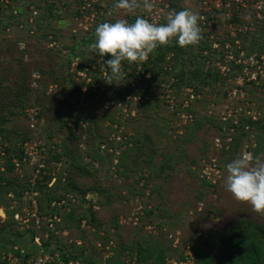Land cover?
Masks as SVG:
<instances>
[{
	"label": "rangeland",
	"instance_id": "obj_1",
	"mask_svg": "<svg viewBox=\"0 0 264 264\" xmlns=\"http://www.w3.org/2000/svg\"><path fill=\"white\" fill-rule=\"evenodd\" d=\"M53 1V11L48 14L43 12L44 0H0L1 15L10 17L11 8L7 6H13L15 2L21 6L22 12L27 2H31L29 10L32 11L31 17L24 23H18L19 19L11 21L0 17V88H8L11 77L18 78L24 74L31 89L22 114L8 116L7 128L26 135L29 143L25 150L26 160L17 161V150H12L16 149L14 145L16 142L18 145L20 136L12 134L10 152H5V157L0 159L3 165L1 169L4 168L5 176L11 181V192L5 198L7 207L5 204L0 207V227L6 220L7 210H17L18 219H23L26 212L32 209L30 201L33 202L35 195L24 193L27 190L24 189L25 182L41 181L46 175L50 177L47 183H35L36 186L42 185L44 189L45 185L49 193L57 196L63 192V186L70 178L77 188L86 191V195L67 194L65 204L58 209L61 220L54 224L53 235L44 228L36 232L40 242L49 239L48 250L68 247L75 242L83 251V256L101 264L113 256H117L121 263L133 264L135 254L132 247L138 244L149 249L156 243V247L162 248L167 255L165 262L169 259L179 261L185 246L214 256L222 236L233 227L250 222L264 228V212H257L247 202L236 200L224 188L227 175L225 165L233 158L243 153L252 155L255 148L253 157L264 159L263 127L259 126L257 130L255 126L252 129L250 126L248 135L240 138L243 143L239 140L238 147L233 149L230 146L226 154L215 151L211 143L217 134V114L230 106L223 92L231 86L232 80L222 78V82L210 83L209 87L194 82L191 86L184 85L190 79L186 54L175 61V51L172 49L162 61L153 60L154 64L150 61L151 55L158 52V47L142 62L145 69H149L151 79L142 82L145 87L140 101L127 104L128 88L139 63L123 62L122 68L127 66L126 70L123 68L124 78L108 83V73L101 67L108 57L96 55L92 47L94 29L105 20L124 17L131 22L135 15L144 16L147 12L141 6L133 14L114 10V14L108 16L106 13L114 0ZM197 1L153 0V3L157 8L168 11L187 8L196 12ZM142 2L140 0L141 5ZM220 3L212 38H202L211 48L206 55V63L215 69L217 62V66L223 63L228 49L235 52V46H240L248 56L264 51V26L254 13V0L241 4L234 0H220ZM85 26L87 30H84ZM214 43L217 48H213ZM225 44H228V48ZM70 47H74L71 55ZM168 64L173 67L169 72L152 77L151 70L169 67ZM104 71L105 74H102ZM176 73L183 80L176 78L172 85L165 84L166 75L175 76ZM262 80L264 83V78ZM33 81L36 87L31 86ZM192 86L198 87L200 92L199 97L189 100V109L191 106L195 108V119L193 123H183L176 112L181 111L179 102L186 99L185 89L195 90ZM257 87L261 91L255 90L254 85L246 88L248 98L253 103L252 112L257 110L261 114L256 122L264 114V91L262 87ZM170 93L176 100L175 111H171L164 102V94ZM120 94H123L121 99L118 98ZM150 98L151 106L142 109L140 104ZM64 99L72 105L73 110L61 105L57 120L52 117V112ZM211 110L214 121H206L205 114ZM72 111L75 117L78 116L76 125L63 121L66 113L73 114ZM121 136L126 142L134 137V148L131 144L123 143ZM96 150L100 159L91 161ZM7 156H12L11 171H6L4 166ZM144 156L152 157L147 168L143 162ZM74 157L78 164L85 167L86 173L78 175L71 164ZM208 157L217 158L220 169V177L214 185L212 182L203 184L197 171L200 161ZM163 162L165 169L159 174ZM39 165L44 167L42 171ZM148 174L147 184L143 183V186L140 181L145 182ZM57 182L58 186L55 187ZM99 189L103 192L99 193ZM36 190L33 192L37 194ZM69 202L70 207L74 208L75 218L80 214L85 215L86 222L82 221L80 226L66 215L71 209ZM90 214L93 220H90ZM18 219L14 218L17 224L11 227L15 234L30 229L24 227L25 223L20 224ZM27 227H30L28 223ZM9 236L0 233L1 248L6 246L5 241L12 238ZM20 239L22 248L33 250L34 242L27 232ZM172 241H177L178 247L172 248ZM78 251L70 250L73 254ZM78 263L82 264V261Z\"/></svg>",
	"mask_w": 264,
	"mask_h": 264
},
{
	"label": "trees",
	"instance_id": "obj_2",
	"mask_svg": "<svg viewBox=\"0 0 264 264\" xmlns=\"http://www.w3.org/2000/svg\"><path fill=\"white\" fill-rule=\"evenodd\" d=\"M12 1V0H11ZM47 0H44V8H43V12L44 13H48L51 14L53 11V7H54V1L52 2ZM31 2H27V6L26 9L22 12V8L21 6L17 5L16 2L14 3L13 6H11V4H8L7 7L11 8L10 13V17L8 15H1L0 13V17H3L6 20H11L13 21L14 19H19L18 23H24L27 22V20L31 17L32 15V11L29 10V5ZM37 8H41L40 5H36ZM35 7V6H34ZM28 8V10H27ZM0 9H2V7L0 6ZM1 12V10H0ZM35 12V11H33ZM40 18V17H39ZM37 25H39L37 23ZM30 28V26H29ZM30 29H28L27 31H29ZM31 31V30H30ZM206 42H203V40H201L199 42V44L195 45V46H188V47H179L175 42L169 44V46H161L158 49V52L155 53V55H151V62H153L155 64V59L162 61L164 59V56L168 53V51L172 50L175 51V61L178 59V57H180L182 54H186L187 56V62L190 66L189 68V76L190 79L189 81L185 82L184 85L188 84V85H194L192 84L193 82L196 84H201L203 87H209L211 84L210 83H214V82H222L221 80H223L219 75H218V71L213 68V66H210L206 63L207 60V56L209 54V50L211 49L210 46L206 45ZM72 51H74V47H70L69 49V53L71 55ZM205 55H204V53ZM211 52V51H210ZM153 56H155L153 58ZM108 57V56H107ZM109 58V57H108ZM199 58V59H198ZM201 58V59H200ZM69 59V58H68ZM154 60V61H153ZM183 60V59H182ZM200 61V62H199ZM69 62L67 63V65H69ZM197 62V64H196ZM171 68L172 67V64ZM205 65H208L205 67ZM127 66H124V70H126ZM154 67V66H153ZM24 67H23V72H24ZM159 69V70H158ZM160 68H157V70L154 71L151 70L152 73V77L155 76L158 71H160ZM170 76H174L171 75ZM175 78L177 79H181L183 80L182 76L179 73H176ZM179 77V78H178ZM166 78L167 75H166ZM151 79V78H150ZM150 79L146 80L149 81ZM10 86H8V88H0V144L3 147L4 151L7 153L10 152V147L9 144H11V139L13 136H20L19 139V143L17 145V142L15 143V148L12 151L17 150L16 156L18 159L21 158V149L19 147L20 144H22L23 142L27 141L26 139V135L24 134H20L19 131L14 130V129H8L6 126L8 124V116L10 115H19L22 114L23 110H24V104L27 101V98L29 97L30 91L31 89L29 88V83L27 82V78L23 76L21 77H11L9 80ZM1 87V86H0ZM195 90V94H199V90L198 87L196 86H192ZM256 87V86H255ZM263 91H264V84L262 86ZM110 90L112 88H109ZM198 90V91H197ZM257 91H261L258 87H256ZM264 93V92H263ZM223 95L225 96V91L223 92ZM123 96V94L119 95V99H121V97ZM109 98V94L107 96ZM147 98V96L145 97ZM106 99V97L104 98ZM150 99H145V102H143L142 104H140L142 106V109H145L147 107L151 106V102ZM155 101H157V99H154ZM131 102H129L128 104H130ZM153 104V103H152ZM61 105H65V108L67 110H69L70 108L73 110V107L70 103H68L67 99L62 100L60 103H58V105L56 106V108H54V111L52 112V117L57 119L59 118L60 114H59V108ZM140 106V107H141ZM155 106V105H154ZM149 110V108H148ZM190 113L193 114V120L195 119V108L194 106H191V108L188 110ZM73 114H71V112H67L66 116L64 117V122L65 123H72L73 125L77 124V118L78 116H74V111H72ZM112 116V114H110ZM205 118L206 121H214V116L212 114H209L206 112L205 114ZM83 120H86V118H82ZM260 119V118H259ZM52 121L54 122V119H52ZM249 122V125L251 126V129L255 126V128L261 126L264 129V114L261 117V120L254 123V122ZM69 123V124H70ZM190 123V124H191ZM216 132H219V125H216ZM69 133L72 134L71 132V128H68ZM29 131V130H28ZM15 133V134H14ZM12 134H14L12 136ZM11 135V136H10ZM243 135H248V134H241V135H237L232 143V147L233 149H236V147H238V142L240 140V138L243 137ZM121 138L123 139L122 142L125 144H131L132 148L133 145H135L136 141H134V137L133 138H129L128 142L125 141L124 137L121 136ZM120 138V139H121ZM244 139V137H243ZM147 140L149 141L150 138L147 137ZM241 141V140H240ZM243 141V140H242ZM241 141V142H242ZM243 143V142H242ZM12 145V144H11ZM231 147V148H232ZM232 149V150H233ZM255 148L252 150L253 151V156L254 152H255ZM227 151H222L221 154H226ZM98 153L97 150L94 152L93 156L91 157V161H95V160H99L100 158L98 157ZM7 156V160H6V165L4 164L6 171H11L12 169V165H11V157ZM148 159V160H147ZM150 160H152L151 156H144V165L145 168H147V166H149L150 164ZM118 161V160H117ZM71 164L77 169L78 171V175H81L82 173H86L87 171L85 170V167L83 165L78 164L77 158L74 157V159L71 161ZM111 164V163H110ZM109 164V168L111 169V165ZM119 162L117 163V166H119ZM164 162L162 163V165L160 166V170H159V174H162V172L164 171ZM198 171V170H197ZM6 173V172H5ZM5 173L3 171H0V207H4L3 204H5V207H7L6 202H5V198L7 197V194L9 193V191L11 192V190H9L10 188V184L11 181L9 178H7V176H5ZM127 178V175H125ZM130 177V176H129ZM149 178V174L148 177L145 179V182H143L145 185L147 184V180ZM50 179V177L48 176H43L41 181H37L35 183H47L46 181H48ZM143 180H141L140 182H142ZM137 182V180H136ZM202 183L207 185L208 183H206L205 181L202 180ZM26 186L24 189H32L31 184L26 180L25 182ZM143 184V186H144ZM58 186V182L56 183L55 187ZM34 189H37V194L35 195V200H36V206H37V214L40 217H45V216H52L53 214L59 216V219L61 217V215L58 213V209L60 207H56L55 205H51L52 201H58L61 200L62 198L67 200V194L69 193H80L83 197H85L86 195V191L81 190L80 188H77L76 184L74 183L73 180H70V178H67V183L63 186V192L60 193L59 195H54L53 193H49V191L46 190V186L44 185V189L42 185H34ZM37 187V188H36ZM22 191V190H21ZM99 193H102L103 190L99 189L98 191ZM138 192H142L141 190H139ZM21 194V192H20ZM65 196V197H64ZM16 197V196H15ZM71 203L69 202L68 207H70ZM62 208V205H61ZM71 208V207H70ZM68 213L66 215H68V217L71 220H76V225L80 226V223L82 221H85V215L80 214L77 218H75V213H74V208L68 209ZM18 213L17 210H10V211H6V220L4 221V224L0 227V233H4L5 236H9L11 239L5 241L6 246H2L3 248L0 247V253L5 252L8 253V251L11 250V248L14 245H22L23 242L21 241V237L23 235L26 234V232L29 234V238L31 241H33L34 236H36V232H38L34 227H33V222L30 221L28 222V226L27 224L24 225V227L26 228H30V229H26L24 232H17V234H15V232H13V230H11L13 224H17L14 220V215ZM19 214V213H18ZM24 213H22L21 215H23ZM61 220V219H60ZM90 220H93L91 214H90ZM89 220V222H90ZM86 222V221H85ZM44 228L45 230H47L46 225L42 223V227L39 228L42 229ZM50 235L52 236V232H49ZM41 243V248L44 250V252L48 253V254H57L58 255V259H56L54 262L50 263V264H67L68 262H79L82 261V264H101L99 261H92L91 258H88L86 256H83V251L80 249L79 246H77L75 242L71 243L69 246L71 247L70 249L67 246H60V247H55V250H48V247L50 246L49 243V239L48 240H44ZM8 246V249H7ZM156 243H154L153 246H151L149 249L146 248H142L139 244L136 247H132V251L135 254V261L133 262V264H166L165 260H166V253L162 250V248L159 247V249L156 247ZM33 250L30 251H26L25 255H24V259H30L32 256L37 254L38 251V247L33 244L32 246ZM7 249V250H6ZM71 249L74 250H79L76 254H73V252H70ZM193 250V264H264V228H262L261 226H258L254 223H250V222H245L242 226L237 225L235 227L232 228L231 231L226 232L220 241V244L218 245L217 248V252L216 255L211 256L205 253H200V250L198 248H194ZM57 251V252H56ZM181 256V255H180ZM81 257L82 260H81ZM181 258V257H180ZM111 260H113V262H111ZM0 264H6L4 262H0ZM26 264V263H23ZM80 264V263H78ZM104 264H124L121 263L118 260L117 256H113L111 258H108V260L105 261Z\"/></svg>",
	"mask_w": 264,
	"mask_h": 264
},
{
	"label": "built area",
	"instance_id": "obj_3",
	"mask_svg": "<svg viewBox=\"0 0 264 264\" xmlns=\"http://www.w3.org/2000/svg\"><path fill=\"white\" fill-rule=\"evenodd\" d=\"M234 1L240 4L247 2V0ZM220 5V0L197 1L196 12L201 17V19L198 21V24L201 28L202 38H212L211 32L216 22V11L220 7ZM155 7L156 6H154L151 12H147L144 16L152 21H157L161 23L164 22L166 15L170 11L166 10L165 8ZM228 7H230V4L227 6V8ZM253 9L256 17L262 20L264 26V15L262 14V11L264 10V0H254ZM87 29L88 28L85 26L84 30ZM225 47L228 48V44H225ZM213 48H217V44L214 43ZM217 64L218 62L216 63V70L218 71V75L226 81L227 79L232 80L230 82L231 86L228 87L225 91V99L227 98L229 100L228 103H230V106H226L222 112L217 114L216 118L217 123L219 125V132H216L217 134L212 138L211 141L213 149L218 153H221L222 151H227V149L232 145L233 140L237 135L249 133L250 125L248 121L256 122V120H258L261 115L260 112L257 110L252 112L253 103L250 101V98H248L246 88L247 86L251 85H254L256 87L259 86L261 88L264 84L262 80L264 78V51L248 56L240 46H235V52L228 49L224 54L223 63L219 66H217ZM168 66L170 68L163 67L160 71H158L157 74L159 77L163 76L166 71L169 72L171 70V65L168 64ZM135 69L136 72L134 73L133 80H131L130 82V88H128L129 93L126 96L127 104L131 101H140L145 87L142 82H146V80L151 78L149 69H145L143 63L137 64ZM237 69L238 71H236ZM102 74H105V71ZM167 77L168 78L165 84H168V86L172 85L173 82H176V78L174 76L169 75ZM35 81L32 82V87H36ZM185 91L186 99L184 100L183 98L179 102L181 111L176 112L178 116L177 118L183 123H185L186 121L192 122L193 119V114L188 111L189 100L193 97L200 96V94H195L192 88H186ZM171 96V93L168 95L164 94V102L167 107L169 105L171 111H175L176 105H174V103L176 102V100H174L173 96ZM209 114H212V110L209 111ZM256 115L258 116V118H256ZM30 120L32 121V117L30 118ZM28 143L29 141H25L19 145L22 154L21 158L17 159V161L22 162L26 160L25 158L27 153L25 152V150L28 146ZM2 157H5V151L0 144V159H2ZM14 162L12 163L14 164ZM2 167L3 165L0 163V171H4V168L1 169ZM39 168H41L40 171L44 169V167L42 168V166L40 165ZM198 174L201 180L205 181L208 184L212 182L214 185L217 179L220 177V169L217 158L208 157L206 159H202L199 164ZM28 182L31 184L32 189H30L29 191L26 190L24 193L27 195H36V193L33 192L35 190V187L33 186L35 185L36 181L34 180L33 182H30V180H28ZM141 183L143 185V181ZM32 201L33 202L30 201L32 209H29V211L26 212L23 219H18V213L14 215V218L18 219V222L20 224H22L21 222H23L25 223V225L28 222L32 221L33 227L37 231L44 222L47 230L54 231V224L59 222L58 216L53 214L52 216L48 215L45 217H40L37 214L36 200L32 198ZM63 204H65L64 199L58 201L54 200L51 202V205H55L56 207H61V205ZM81 224H83V222H81ZM33 242L38 247V251L37 254L32 256L30 259L25 260L23 258L26 253V250L24 248L19 245H14L11 250L8 251V253H0V262H4L6 264H50L56 259H58L57 254L51 255L44 252V250L41 248V243L37 235L34 236ZM176 247H178V242L172 241V248ZM193 255V250H191L188 246H185L183 250V255L179 259V261L169 259L166 261V264H193ZM67 264L78 263L68 262Z\"/></svg>",
	"mask_w": 264,
	"mask_h": 264
},
{
	"label": "clouds",
	"instance_id": "obj_4",
	"mask_svg": "<svg viewBox=\"0 0 264 264\" xmlns=\"http://www.w3.org/2000/svg\"><path fill=\"white\" fill-rule=\"evenodd\" d=\"M145 12L154 8L153 0H114L106 15L114 10L133 14L140 7ZM197 12L184 8L170 11L164 22L152 21L143 15H135L131 22L127 18L105 20L94 29L96 55L108 56L101 67L108 73L107 82L124 78L123 62L142 63L158 47L173 40L179 47L197 45L202 39ZM224 188L238 200L247 202L257 212H264V159L243 153L225 165Z\"/></svg>",
	"mask_w": 264,
	"mask_h": 264
}]
</instances>
